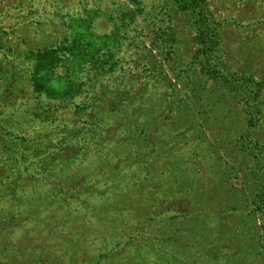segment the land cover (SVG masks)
<instances>
[{"label": "rangeland", "instance_id": "374dc122", "mask_svg": "<svg viewBox=\"0 0 264 264\" xmlns=\"http://www.w3.org/2000/svg\"><path fill=\"white\" fill-rule=\"evenodd\" d=\"M0 264H264V0H0Z\"/></svg>", "mask_w": 264, "mask_h": 264}, {"label": "trees", "instance_id": "16d2710c", "mask_svg": "<svg viewBox=\"0 0 264 264\" xmlns=\"http://www.w3.org/2000/svg\"><path fill=\"white\" fill-rule=\"evenodd\" d=\"M198 17H201L199 20L202 22L203 24V27L204 28L201 32H200V41L203 42V43H207V42H210V39H211V35H214L212 33H210L208 36V30L209 29H206V28H209L210 25H212V22H211V17L209 14H206L205 11H200L198 12ZM206 29V30H205ZM211 44L215 43V40H213L212 38V42H210Z\"/></svg>", "mask_w": 264, "mask_h": 264}]
</instances>
